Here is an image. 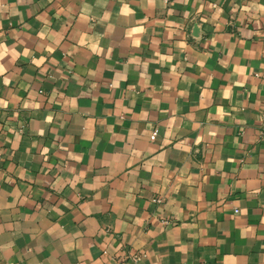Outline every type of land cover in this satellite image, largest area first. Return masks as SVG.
<instances>
[{
  "label": "crops",
  "instance_id": "1",
  "mask_svg": "<svg viewBox=\"0 0 264 264\" xmlns=\"http://www.w3.org/2000/svg\"><path fill=\"white\" fill-rule=\"evenodd\" d=\"M0 264H264V0H0Z\"/></svg>",
  "mask_w": 264,
  "mask_h": 264
}]
</instances>
